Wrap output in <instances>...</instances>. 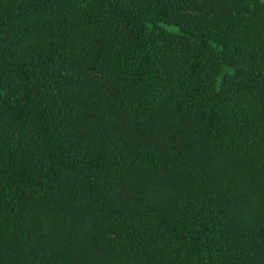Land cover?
Masks as SVG:
<instances>
[{
  "label": "trees",
  "instance_id": "1",
  "mask_svg": "<svg viewBox=\"0 0 264 264\" xmlns=\"http://www.w3.org/2000/svg\"><path fill=\"white\" fill-rule=\"evenodd\" d=\"M0 264H264V0H0Z\"/></svg>",
  "mask_w": 264,
  "mask_h": 264
}]
</instances>
